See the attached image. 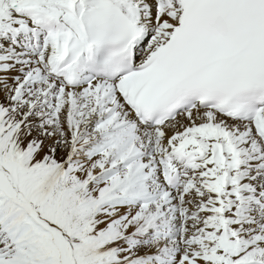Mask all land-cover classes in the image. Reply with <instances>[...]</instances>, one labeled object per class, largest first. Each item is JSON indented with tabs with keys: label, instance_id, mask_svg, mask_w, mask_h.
Listing matches in <instances>:
<instances>
[{
	"label": "bare ground",
	"instance_id": "obj_1",
	"mask_svg": "<svg viewBox=\"0 0 264 264\" xmlns=\"http://www.w3.org/2000/svg\"><path fill=\"white\" fill-rule=\"evenodd\" d=\"M115 1L124 6V0ZM66 3L63 0H0V10L15 5L13 9L26 15L31 25L40 26L39 47H44L38 59L45 61L48 58L47 53L63 52L67 38L74 34L70 28V15ZM26 6L33 7L34 11L25 10L23 7ZM158 39L162 40L163 37L158 36ZM0 46H4L2 41ZM2 56L4 58L0 60V151L11 156L12 160H20L29 168H43L39 173L43 191L65 214L71 212L74 206H85L86 202L101 203L95 197L97 195H100L99 199L104 198L105 202L119 200L121 204L125 203L130 208L138 201L150 204V207L142 205L140 210L134 211V216L139 219L133 221L130 232L134 230L137 232L119 237L118 240H121L119 243L117 240L114 241L117 243V250L120 251L116 254L117 257L114 256L115 261H121V264H151L149 258L145 260L144 257H136L135 253H132L135 251L133 244H136L140 234L157 228L163 230L170 239L168 247L162 254L165 260H177L179 264H219L222 260L225 261L224 264H264V244H258L264 241V211L261 209L264 206V202L261 204V199L264 198V169L255 173L251 167L252 158L258 157L262 163L264 154L263 145L255 139L251 125L243 124L237 128L238 133L229 135L227 122L217 121L218 124L213 125L207 137L208 140L215 142L211 149L212 153L229 137L231 145L243 148L247 167H241L236 160L206 167L197 174L198 186L194 189L193 196L187 195L189 192L187 179L180 181L179 186L173 190L175 193L172 194L161 182V178L168 174L170 168V161L159 159L160 153L156 151L164 147L159 143L155 145L153 141H149V137L139 138L135 135L127 108L121 104L111 84L106 82H96L87 86L78 84L74 89H68L65 85L55 82L45 71L44 74L35 77L38 83L47 81L43 88L37 86L40 88L39 92L38 88L35 91L38 95L34 92L37 99L32 92L33 87L24 89L16 85L8 86L16 75L14 72H18L12 63L28 59L17 56L11 48L2 53ZM42 67L46 70L44 65ZM41 103L50 107L38 110L41 109ZM50 110L52 114L49 115ZM36 118L41 122L35 120ZM200 123V120L193 119L187 124L184 129L185 143L192 134H199L197 129ZM60 129L64 130L63 134ZM182 134L183 132H180L173 136ZM81 139L82 143L75 145ZM85 149L87 151L84 153ZM95 153L100 157L98 158L96 154L97 159H93L92 155ZM82 158H87L89 163L78 164ZM65 165L67 167L65 171L70 174L72 180L75 177V170L80 167L86 171L87 177L84 179L99 182L104 181L107 175L111 178L109 182H105L106 180L103 182L98 193L88 192L87 197L83 198L84 202L78 199L76 202L73 201V207L69 208L65 201L85 192L83 187L78 190L71 189V186H81L79 183L55 187L56 169ZM179 167L184 168L185 165L180 164ZM187 172L189 169L186 168ZM52 180L54 181L51 183ZM0 188L9 195L15 194L2 170ZM54 189H57V193H54ZM164 209H168V213L165 214ZM8 215L11 214L6 213V217ZM180 217L184 220L181 226ZM199 219L201 222L197 224ZM207 221L210 223L223 221L224 224L219 225L216 231H210L203 225ZM10 222V225L17 227L16 217L11 216ZM196 224L197 228L193 227ZM95 229H99L97 223L95 227L92 226V231L97 233ZM23 230L28 231L29 228ZM0 232L5 234L4 238L10 234L6 228H0ZM230 232L237 233L239 238H243L249 244L244 256L237 255L236 259H232L220 251L221 245L226 243L225 235ZM91 234L92 237H96L93 232ZM12 239L9 238L5 244L9 245ZM176 243L178 245L175 248L173 246ZM159 246L163 247V243H159ZM228 246L226 244V249H229ZM93 250L96 258L101 259L103 253L101 249Z\"/></svg>",
	"mask_w": 264,
	"mask_h": 264
},
{
	"label": "rangeland",
	"instance_id": "obj_2",
	"mask_svg": "<svg viewBox=\"0 0 264 264\" xmlns=\"http://www.w3.org/2000/svg\"><path fill=\"white\" fill-rule=\"evenodd\" d=\"M34 74H35V71L32 70V67H29L28 69H26V76H28V77H26L27 80H25V81L32 80L33 79L32 77H34ZM30 76H31V78H29ZM13 77H14V75H13ZM7 78H8V76H7ZM45 84H47V83L45 82ZM11 85H12V82L11 83L9 82L8 86H11ZM39 89L40 88H38V92H39ZM57 89H59V87ZM32 92L33 93L35 92L34 88H33ZM36 94L38 95V93H36ZM36 94H35V96L37 98ZM55 101H56V99H54V102ZM54 102H52V103H54ZM52 103H51V107H52ZM49 107L50 106L45 105L43 108L41 107V109H38V110H42V109L45 110ZM48 114L49 115L52 114V110H50V112ZM35 120L39 121V123L41 122L40 119L38 120L36 118ZM59 131L62 134L64 132V130H62V129H60ZM83 136H84V134H83ZM82 141H83V139L79 140L78 142L75 143V145L78 146L79 144L82 143ZM86 151L87 150L85 149L83 152L85 153ZM96 154H97L98 158L100 157V155H98V153H95V154H93L94 156L92 155L93 159H95V158L97 159V157H95ZM86 162L89 163V160L87 158H82L78 162V164H85ZM0 167L2 169H4L5 171H7L8 173H10V175L14 178L15 182L17 183V185H16L17 190L22 193V195H19V196L26 198L27 200H29V202L31 204H33L35 212L37 213L38 217L41 214L46 215V217L40 216L39 224L37 222L38 217L33 216L31 218V221L33 223H35V225L37 224L36 225V232L43 236V241L47 245V248H46L47 250L42 251L41 248L39 250H34V252H35L34 254H36V255H34L31 258V254H32V253H30V249H32L31 245L27 242H21V244L24 246V249L29 254L28 256H23L24 252L19 253L21 255V257L23 258V261H24L22 264H60V263L61 264H75L73 261V257L71 255L69 242L67 241V239H65V237L61 236L58 233L59 232L58 230H55L57 228L56 226L59 224V220L61 219V221L63 222V221H65V218H66L67 222H66V224L65 223L64 224L67 226V228L72 233V235H70L68 238V240H70V241H76L78 239V237H82L83 235L86 236V233L84 232L85 231V225L89 222L91 223L92 221H93L92 224L95 225L97 223V228H99V229H95L98 234L95 232L96 237H92V238L96 239V238H100V237H106V238L110 239V240H107V242L106 241H104V242L94 241L88 245V247L90 248L91 246L96 245L95 242L102 244L104 246V249L108 250L107 252H109L110 255L107 257L103 256L104 258L100 262H97L96 260H93V259L88 260V258H89L88 257L87 258V260H88L87 264H119V263L121 264V261L119 263H116V262H118L117 260H116V262H112V260H111V257H112L111 253L114 252L113 254L116 255L120 252L119 250H117V246H116L117 243L121 242V240H118V238L119 237L122 238V236L130 235L132 232H137V230L130 232V230L132 228L130 226L132 225L133 221L135 219H139V218H136L134 216V211L137 212V210H140L142 205L145 207H150L149 206L150 204L138 201L134 205H132V208H130V207L129 208L128 207L122 208V207H118V205L121 204V202L119 200H115V201H113L114 203L112 202V204L111 203L108 204L105 202V200H103L104 198L99 199L100 195H97L95 197L98 200H100V202L102 204L99 202L97 204V201L92 202L90 204H88L86 202L85 207H81V206H74L73 207V203L78 201V199H80V200H82V202H84L83 198L87 197L86 195L88 192L93 191L95 193H98L99 189H101V187L103 186V182L105 180H106L105 182H109L111 177L107 175V177L104 179V181L102 180L99 182H96L94 179H92V180H88L87 178L84 179L85 177H87L86 171L83 169V167H80L77 170H75V177H73V180H72L70 174H68L65 171L66 170L65 168H67L65 165L63 167L56 169L57 175L54 178L55 179V182H54L55 187L58 188V187L63 186L67 183H71V184L79 183V184H81V186H79V187L71 186V189L72 190H78L81 187H83L85 193H79L76 198H70V199L66 200L65 203H66L67 207H69V208L73 207L72 211L67 212L64 217L60 216V215H58L59 216L58 217V216H56L57 214L54 211L55 210V207H54L55 202L53 201L52 198L47 196L46 193L43 191V185H42L43 182H41V177L39 175V173L43 170V168H29L28 165L21 162L20 160H12L11 156L4 155V153L2 151H0ZM37 170H38V173H36V174H34L32 172V171H37ZM125 170L126 169H124V171ZM30 172H32V173H30ZM121 172H123V169L121 170ZM67 177H69V178L67 179ZM79 178L82 181L79 180ZM75 180H77V181H75ZM53 181L54 180H52L51 183ZM0 192H1L0 193V199L2 201H5L6 196L4 195V193L2 191H0ZM54 193H57V189H54ZM102 197H105V196H102ZM138 203H143V204L141 206L137 207ZM114 204H118V205H114ZM55 205H56V203H55ZM114 206L116 208H114ZM96 207H97V210H96ZM125 209H128V210L125 211ZM103 210H104V212H103ZM130 210H132V211H130ZM117 211H120V212L123 211V212L119 213ZM38 212H39V214H38ZM11 216L12 215H8L7 218L10 219ZM24 217L29 218V215L24 214ZM46 218H48V219H46ZM88 218H90L89 219L90 221L88 220ZM99 221L101 222V224H99ZM94 222H95V224H94ZM218 223L220 226H222L224 224L223 221H219ZM98 226H101V227H98ZM6 229L10 234H12L13 231L18 229V228L14 225H10L9 226L10 230L8 228H6ZM18 231H16V232H18ZM39 234L37 236L40 237ZM143 234H145V233H143ZM154 234L159 235L161 238L159 240H156L154 238ZM140 235H142V234H140ZM152 237L155 241L152 239ZM231 237L236 238L234 240V245L237 248H239L240 250L246 249L247 245L245 243H242L239 238L237 239L236 234L232 235ZM168 238H169L168 235L165 234L163 230H160L157 228H152L147 232V234L139 237L136 244H133V246L135 247V251H132V253L134 252L136 257H140V258L144 257L145 260L147 258H149V260L151 261V264H162V263L179 264L177 262V260H172V261L171 260H165V258L162 255L163 251H165L166 248L168 247L167 246L168 242H170V239H168ZM111 240H113V241L117 240L118 242L116 244H113L111 242ZM228 242H230V241L228 240ZM159 243H163V247H160ZM62 244L64 245L66 252L64 251ZM81 244L84 245L83 242ZM258 244H264V241H262L261 243L259 242ZM142 246H145V247H142ZM113 247H115V249ZM220 251H223V252L226 251V253H228L229 251L235 252L238 250H234V249H230V248L226 249V243H225V244L221 245ZM243 254L245 255V252H243L241 254H234V255H239L238 257H240L241 255L244 256ZM226 255L230 256L232 259H236V257H237V256H233L232 254H226ZM30 258H31V260H30ZM74 258L76 261H78V259H79V256L77 255V253L75 251H74ZM224 263H225V261L222 260L219 264H224ZM84 264H86V262Z\"/></svg>",
	"mask_w": 264,
	"mask_h": 264
}]
</instances>
